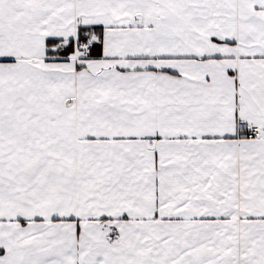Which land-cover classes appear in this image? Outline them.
<instances>
[{
	"label": "snow or ice",
	"instance_id": "obj_1",
	"mask_svg": "<svg viewBox=\"0 0 264 264\" xmlns=\"http://www.w3.org/2000/svg\"><path fill=\"white\" fill-rule=\"evenodd\" d=\"M0 264H264V0H0Z\"/></svg>",
	"mask_w": 264,
	"mask_h": 264
}]
</instances>
